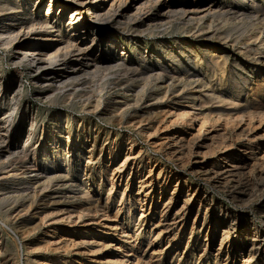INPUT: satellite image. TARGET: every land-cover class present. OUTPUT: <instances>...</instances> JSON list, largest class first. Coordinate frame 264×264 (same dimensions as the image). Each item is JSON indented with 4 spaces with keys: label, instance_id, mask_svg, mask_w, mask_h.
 <instances>
[{
    "label": "rangeland",
    "instance_id": "rangeland-1",
    "mask_svg": "<svg viewBox=\"0 0 264 264\" xmlns=\"http://www.w3.org/2000/svg\"><path fill=\"white\" fill-rule=\"evenodd\" d=\"M203 1L215 5L211 15L194 24L176 17L115 54L197 71L200 97L178 103L161 91L153 108L129 107L122 117L104 105L83 110L72 96L41 97L28 65L0 43V144L10 156L0 157V264H264V0ZM101 79L85 96L101 92L107 102L121 86ZM186 104L199 121L178 117ZM55 158L64 177L47 175ZM129 252L142 259L121 261Z\"/></svg>",
    "mask_w": 264,
    "mask_h": 264
},
{
    "label": "bare ground",
    "instance_id": "bare-ground-1",
    "mask_svg": "<svg viewBox=\"0 0 264 264\" xmlns=\"http://www.w3.org/2000/svg\"><path fill=\"white\" fill-rule=\"evenodd\" d=\"M25 1L26 0H0V19L1 21L2 19L4 20L0 24V43L4 45L6 48H11L12 49L11 51H14L15 53L13 57L14 63L24 62V64L28 65L31 71L29 72L32 74L31 81H33V83L39 86V90H40L39 95L41 97L56 98V97L61 96L66 99L68 98L67 96H72L71 97L72 99H75L76 101L78 100V102L83 105V110H89V111H91L92 109L98 110L102 108L100 107L101 105H104L105 106L104 109H109L110 111H112V114L117 112V114H120V115L123 114L129 107L131 108L136 107L137 110L135 112L139 111L140 107L141 108H153L154 104L148 103V102L149 100L151 101V96H154V95L157 97L160 96L161 91L165 93L166 95L171 90V93L173 95L172 96L173 100L177 101L178 103H180L182 99L184 98H190L192 99V101H196V98L200 97L199 89L204 87L205 80L201 77V75H199V73H197V71H189L186 69H180L179 71H173L170 69L169 66L161 67L160 65L163 64V61L158 62L160 66L159 67L158 64H154L153 62H145L144 59L147 57L142 55L143 53H140L141 58L139 60L127 55L125 52L122 53L121 57H116L115 54H117V48L119 46L121 45L124 46L123 44H129L128 43L129 41H133L136 44L139 43V41L141 40V36L143 34L149 33L152 29H155V27L157 26L162 27L163 25L171 24L176 17L183 18L184 20H186V23L194 24L195 21H200L203 17L212 13L215 9V5H208V3H206L203 0H192V1H185V0L180 1L179 0L180 2L178 1L169 2V0H133L134 4H130V5H129L130 0H125L122 2L120 0L119 4L116 5L114 3H111L109 7H107L108 0H27L28 2L26 1L27 2L26 4H25ZM154 7H156L155 12L152 11ZM56 8H58L57 10H59V12L57 13L53 11ZM129 24L130 26H128ZM97 34H100V36L97 37ZM88 38H90V40H88ZM178 43H180V45L182 46H186L187 48L186 51L190 50L191 48L192 49L194 48L193 45L191 44L188 45L184 41L183 42L178 41ZM122 48H125V47H122ZM106 52L110 53V55H104ZM148 57L153 59V58H157L158 56L155 55L154 53H151L150 56ZM96 77H101L103 79L99 81L100 83L104 82L106 78H112V77L116 78L117 80L116 82L118 86H121V90H119L118 92H115L112 95L109 94L107 98V102L103 101L105 98L103 97L101 92H98V93L94 92L92 94L90 93V95L86 97L85 94L90 89V88L88 89L89 85L87 84L91 83ZM188 85H192L191 91L186 90V86ZM141 102L143 104L145 103V105L141 106L140 105ZM193 104L192 105L191 104L180 105L182 106L181 108L183 110L181 111V113L178 112V117H181L182 120H184L183 118L185 119L189 118L190 121L193 120V122L194 120L199 121L198 119L199 113L198 114L196 113V111L194 110ZM16 109L17 107L12 108L11 112L12 113L15 112ZM169 111L170 113L173 112L172 110H169ZM5 117L6 116H4V118ZM120 117H122V115ZM10 120H12V118ZM33 120H34V117H33ZM31 122H32L31 129H35L36 127L33 126L34 121H31ZM69 122L70 120L68 119L67 123ZM202 123L204 122L202 121ZM202 123L199 129H202L203 127ZM69 131L71 132V130ZM52 134L56 135V131L54 130ZM67 137L71 138V135L69 134ZM58 143L59 142L56 141L54 145L56 144L57 146ZM68 144H70L69 138L67 140V145ZM172 144L174 146V143ZM8 151H9L8 145L6 146L5 144H0V157L4 158L2 159L3 162L5 161V159H7L6 162L8 163V159L10 157L8 154H6L8 153ZM65 151L70 152L69 150L68 151L65 150ZM69 160L68 158L66 159V161H69ZM125 160L123 162H126ZM58 161H57V158H55V160L50 161L53 163L54 167L52 169L49 168V170L46 171L49 177L51 176L52 177L53 176L64 177L63 172H60V173L57 172L58 170L62 169L61 167L57 166ZM67 166H70L69 163L67 164ZM117 170L119 171V169ZM9 172L11 171L9 170L8 173ZM119 176L121 175L119 174ZM111 184L112 186L115 184L114 179L112 180ZM144 184L145 183H143V185ZM146 184H149V183H146ZM45 185H48V184H43V186ZM87 186L86 188H88ZM36 187L37 186H35V188ZM141 187L143 188V186ZM78 191L81 194H85V191L83 189H78ZM38 193H41V192H38ZM34 195L35 194H33L32 196ZM36 195L34 197H36ZM52 200L54 201V199ZM87 200H88L87 203L90 204L89 199ZM45 202H48V201H45ZM96 203L98 204V202ZM96 203L95 205H97ZM30 205H31V208H34L38 204H36V202H33V203L31 202ZM117 212L119 213V211ZM82 213L83 212H81L80 214ZM103 213L105 212L103 211ZM141 213H144V212H141ZM88 216H91V215H88ZM78 217L80 218V215H78ZM106 217L104 219L107 220L108 217L107 218ZM116 217L117 216L115 215V217H111V218L115 219ZM81 218H82V215H81ZM107 223L109 224V222ZM127 227L128 226H126L124 223L120 222V223H117L116 229L121 228L122 236H126L130 233L129 232L127 234L126 232L127 229H125ZM224 238H225V235H224ZM261 242L263 243V241ZM255 243L256 242H253V245ZM253 245L252 247L256 246V245L255 246ZM129 253H130L129 255H133V257L125 256L124 255L125 253H124L122 254V256H120L121 261L128 262V260L132 258L131 260L132 262H137V260H139L140 258L142 259L140 254L137 252H134V253L129 252ZM252 255L254 256V254ZM245 260H247V262L250 261L248 259H245Z\"/></svg>",
    "mask_w": 264,
    "mask_h": 264
}]
</instances>
